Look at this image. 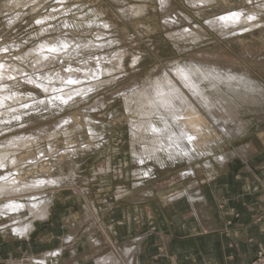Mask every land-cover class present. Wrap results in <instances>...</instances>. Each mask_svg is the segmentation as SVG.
<instances>
[{
	"label": "rangeland",
	"instance_id": "rangeland-1",
	"mask_svg": "<svg viewBox=\"0 0 264 264\" xmlns=\"http://www.w3.org/2000/svg\"><path fill=\"white\" fill-rule=\"evenodd\" d=\"M22 1L0 0V60L3 57L2 60L5 61L20 60L19 53L30 50L41 40L59 36L60 32L63 37H72L76 41L79 39L81 41L89 39L96 41L104 39L107 41L110 39L118 40L115 46L105 47V49L95 52L96 54L109 52L117 48L127 53L124 68L116 69L113 74L114 79H117L116 81L113 80L94 88V90L91 89L89 97L85 98L83 96V98L74 100L69 105H65L62 111H51L44 108L39 111H26L25 114L30 116L25 117L23 121L8 119L7 117L0 118L1 142L6 138L30 133L41 127L52 126L70 114L75 116V120L70 119L66 123L65 129H61L60 135L57 137L49 138L46 137V134L42 135L43 138L40 144L36 145L33 150V154H38L37 159H34V161L40 163L36 168L26 171L24 175V178L28 180L39 178L45 174V177L53 175L66 178L60 189L50 188V190L46 189V192H44V195L54 198L52 205L53 217L49 220H80L86 213V209L92 208V206L93 212L96 210L95 215L102 213V211L105 212L110 204L121 199V197L117 198L119 190L131 191V194L125 198H130L132 201H136L132 199L133 195L138 198L141 191L147 188L151 189L153 194L154 192L156 194L163 193L162 198L167 196L168 200H171L177 195L176 193L184 190L189 184L196 182L197 186L208 180L212 172L210 170L219 164L215 160L216 156L230 155L236 148L248 147L250 144H254L258 148L264 147V94H262L264 93V6H262L264 0H250V3L248 0H216L217 3L214 2L213 5L212 3H205V5L198 3L197 8L193 5L194 8L191 7V4L189 5L186 0H169L172 1L170 3L172 6L163 8V12L160 10L162 8L160 0H28L27 3L26 0L23 3ZM118 1L120 2L118 3ZM135 3L147 5V10L143 16L133 18L120 12V8ZM237 10L245 12L253 10L256 13V25L252 27L253 29L239 30V33L234 31L225 35L206 24L207 19L211 17ZM180 11L190 16L191 20L181 21L182 23L178 22L173 26L169 25V19L172 20ZM43 19L45 21H42ZM102 24L104 27H102ZM45 30L47 31L45 32ZM98 31L105 32L106 36H103V39H97L96 33ZM190 31L199 34L198 39L195 38L196 41L193 36L189 37L190 35L186 34ZM169 33L174 36L170 37ZM180 34H183V36ZM184 36L188 37L181 38ZM134 57H137L136 61H134ZM75 60L72 62L76 63L78 61L76 58ZM28 61L29 59L25 60V63L27 64ZM177 62L181 64L194 62L200 65H208L212 69L217 66L220 71L222 70V73L227 71L225 70L226 66H230L233 67V71L236 73L241 75L244 73V76H246L245 69L249 70L252 74L249 78L250 80L253 79L251 83L255 85V88L257 86L258 93L255 88L252 93L251 89L246 87L245 89L242 86L245 91L241 88L240 92L249 95L244 99L245 97H241L239 92L237 94L232 90L229 92L230 89L225 86L222 87L223 96L225 95L226 98H229V101L231 100L228 103L235 105V107L237 105L238 117H241L239 118L240 122L245 120L244 123H246L245 125L242 123V128L246 126V129L242 130L239 126L232 125L230 130L232 129L231 131L235 135L229 136L221 130L222 128L219 129L220 126L214 124L210 137L202 146L199 155L196 154L193 159L181 156L178 159H170L167 155H163L159 163L153 159H146L145 166H147H144V168L149 172L151 171L150 176L147 179H142V175L135 177L133 170L137 166L131 154V135L129 132L131 119L134 117L128 114L125 109L123 89L130 87L134 81L141 85L149 76L154 77L163 69L170 70ZM59 67L60 64L56 68ZM241 67L246 68L243 70L240 69ZM156 71L158 73L154 75ZM106 79H112V75L106 76ZM255 83L262 84L259 86ZM14 88L22 93H32L43 98L47 95L44 91L27 85L23 81L18 82ZM237 88L239 89V87ZM258 94H261V97ZM248 97H250L249 101L247 100ZM250 99L253 101H250ZM236 100L238 102L241 100V102L238 103ZM99 101L100 103H98ZM244 102L246 103L244 104ZM86 111L93 117L92 125L97 130L95 134L90 131L88 119L85 115ZM59 128H61V125ZM237 130H239V133H237ZM244 132L246 133L244 134ZM49 142L52 144L53 151H50ZM39 150H44L45 154H39ZM68 150H75L78 153L72 155V158L65 157L58 162L59 153L64 154ZM34 161L27 160V166L31 164L30 162L35 164ZM40 165L49 167L52 173H42ZM100 167L108 169L109 172L106 177L98 173ZM191 169L196 173L193 176L188 175L191 173ZM72 170L73 172H71ZM71 173L76 175L74 176L76 180ZM208 173L210 174L208 175ZM135 183H143V186L134 187ZM136 190L139 192L135 193ZM195 190L193 189L192 193ZM263 212L255 213L253 220L255 222L260 221ZM2 216L6 215L3 214ZM25 217L28 218L29 215ZM44 220H48V218ZM16 221L18 219H14L11 215L2 217V219L0 217V232L3 233L6 227L8 228ZM12 236L21 238V236L15 234ZM138 236L145 235L142 233ZM73 240H75V237L67 242L64 239L63 246L71 244ZM262 250L264 248L256 253L249 264H264V261H262L264 257H260ZM7 260L9 259L0 264H7Z\"/></svg>",
	"mask_w": 264,
	"mask_h": 264
},
{
	"label": "bare ground",
	"instance_id": "bare-ground-1",
	"mask_svg": "<svg viewBox=\"0 0 264 264\" xmlns=\"http://www.w3.org/2000/svg\"><path fill=\"white\" fill-rule=\"evenodd\" d=\"M21 1L22 0H19V2ZM27 1L28 0L25 2L27 3ZM119 2L120 1H118V3ZM186 2H188L189 5L191 4V7H196L198 3L204 5L205 3H212V5L214 2L217 3L216 0H186ZM248 2L250 3L251 1L248 0ZM170 3H172V1L160 0L162 7L160 10L172 6ZM119 10L125 16L138 18L145 14L147 5L135 3L125 8H120ZM255 17L256 13H254L253 10L247 12L243 10L229 11L207 19L206 24L215 31L226 35L234 31H238L239 33V30H248V28L254 27L256 25ZM170 20L171 19L168 21L169 25L173 26V24H177L181 21H189L191 20V17L185 12L180 11V13H177L176 16L173 17L171 21ZM42 21L45 20L43 19ZM102 27H104V25ZM46 31L47 30H45V32ZM60 33L59 36L55 38L41 40L30 50L19 53L20 60L5 61L2 60L4 57L0 60V118L7 117L8 119L23 121L25 117L30 116L25 114L26 111H39L43 108L51 111H62L65 105H69V103L74 102V100L83 98V96L85 98L89 97L88 95H90L89 91L91 89L94 90V88L105 83L117 80L114 79L113 74L116 69L124 68V61L127 55L126 51L120 48L112 50V48V51L109 52L103 51L104 53L99 54H96L95 52H99L101 49H105V47L115 46L118 40L110 39L107 41L104 39L102 41H96L89 39L86 41L84 40V42L80 39L76 41L72 37H63L61 35L62 33ZM186 34H189V37L193 36L194 40L199 37V34L193 31L187 32ZM168 35L170 37L174 36L172 33H169ZM180 35L183 36V34ZM96 36L97 39H101L103 36H106V33L98 31ZM188 36L181 38H186ZM75 58L78 59V61L73 63L72 61L75 60ZM27 59H29V61L26 64L25 60ZM136 60L137 57H134V61ZM59 64L60 67L56 68ZM245 68L241 67L240 69L244 70ZM225 70L227 71L222 73V70L220 71L217 66L212 69L208 65H200L194 62L188 64L177 62L170 70L163 69L159 73V70L156 71V73L154 72V75L158 74L154 77H152V75L149 76L143 84L140 85L138 82L134 81L130 87L128 86L126 89H123L125 109L128 114L134 117L131 119L129 132L131 135V154L133 155L132 157H134L137 166V168L133 170L135 177H140V175H142V179H147L148 176H150L149 173L151 171L149 172L144 168L146 159H153L159 163L161 162L163 155H167L170 159H178L179 156L193 159L196 154L199 155L202 146L210 137L213 128L212 126H214V124L220 126L219 129L222 128L221 130L229 136L235 135L232 133V129L230 130V126L237 125L236 127L239 126V128H242V123H244L245 120H241L242 122H240L239 118L241 117H238L239 114L236 109L237 105L235 107V105L228 103L229 98H226L225 95L223 96L224 93H222V87L225 86L230 89V91L228 90L229 92H231V90L236 94L239 92L241 97L244 96L245 98H243L246 99L249 95L245 92L241 93L240 89L246 87L252 91L255 88V85L251 83L253 79L250 80L249 78L252 74L246 69V76H244V73L242 72V75L240 73L238 74L233 71V67L230 66H226ZM110 75H112V79H106V76ZM20 81L44 91L47 95L43 98L32 93L25 94L20 92L14 88L18 82L20 83ZM237 87H239V89ZM256 88L255 91L257 90ZM261 90H263V88H261ZM259 95L261 97V94H258V96ZM233 98L235 99V97ZM249 98L250 97H248L247 100ZM251 100L252 99H250V101ZM100 101L98 103H100ZM239 102H241V100H239ZM245 103L246 102H244V104ZM85 115L87 116L91 133L95 134V131L97 130L92 125L93 117H91L87 111ZM74 118L75 116L70 114L52 126L46 128L41 127L33 132L24 133L12 138H6L0 142V214L6 215H0V217L2 219V217L11 215L14 219H18L15 223H10L11 225L8 228L6 227L7 230L4 229L5 231H3V233H8V235L10 234L11 236L15 234L21 236V238H27L30 236V233L34 231L36 222L44 221V219L49 217L53 197L44 195V192H46V189L50 190V188L60 189L62 187V182H64L66 178L55 177L53 175L51 177H45V173L52 172H50L49 167L44 165H40V171L45 175H42L39 178L34 177L35 179L32 180L24 178V175L26 171L36 168L38 163H40L39 161H34V159H37L38 154H33V150L36 145L40 144V141L43 138L42 135L46 134V137L49 138L57 137L60 135V130H64L65 125L67 126L66 123H68L70 119L75 120ZM211 123H213V125H211ZM245 124L246 123L243 125ZM60 125L61 128H59ZM245 127H243L242 130ZM237 131V133H239V130ZM245 133L246 132H244V134ZM50 143L51 142H49L51 148L52 144ZM245 148L246 146L244 148H237L233 153L244 155ZM50 151H53L52 148ZM40 153L45 154V151L39 150V154ZM76 153L78 152L75 150H68V152H65L64 154L59 153L57 160L59 162L60 160H63V158L71 157ZM30 159L36 163L33 164V162H30L32 165L29 164L27 166V160ZM226 159V154L215 157V160L219 163L226 161ZM215 167L210 170L212 172L211 174L208 173V175H214L212 173L217 171ZM71 172H73V170ZM108 172V169L105 167H100L98 169V173L104 177L108 175ZM195 174L194 170L191 169V173L188 175L193 176ZM74 176L76 175H73V178ZM142 184L143 183H135L134 187H139V185L142 187ZM195 187L196 182L191 183L184 190L179 191L177 195H173V198H170L171 200H176L186 196L191 202H195L197 199L192 193ZM126 192L127 191L125 190H119L117 198H125L127 195L129 196L131 194V191ZM153 195V191L147 188L141 191L138 198L135 195H133L132 198L137 201L138 199H142V197L148 198L153 197ZM92 208L86 209V213L79 220L80 225H84V222L88 221V219L96 220L94 217V212L96 210L93 212ZM15 215L19 217H16ZM26 215H29V217L26 218ZM87 230L89 235L87 241L90 249V252H87L88 254L90 253V256L94 259V264H138L137 257L141 252L140 245L144 236H136L134 239L132 238L133 240H129L124 244L122 243L121 246H119V244L115 250L113 248L111 249L109 244H107L109 246L108 248L105 239L103 241L100 238L101 236L99 237L97 234L96 230L98 229L96 221H91ZM98 231L100 232V230ZM73 237H75V234L70 233L67 234L64 239L67 242L68 240L73 239ZM73 242L74 240L71 243ZM73 244H75V242ZM65 248L66 247L64 246H60L59 248L42 252L40 254H32L24 258H12L7 261V264H58V259L62 256Z\"/></svg>",
	"mask_w": 264,
	"mask_h": 264
},
{
	"label": "crops",
	"instance_id": "crops-1",
	"mask_svg": "<svg viewBox=\"0 0 264 264\" xmlns=\"http://www.w3.org/2000/svg\"><path fill=\"white\" fill-rule=\"evenodd\" d=\"M248 147L244 155L226 154V161L218 162L216 173L194 188L195 202L186 196L170 201L155 192L137 201L121 198L97 217L94 212L97 234L116 250L143 233L138 264H249L264 248V214L253 220L264 210V147ZM51 217L52 208L48 220L36 222L27 238L0 232V263L63 246L64 236L72 233L75 244L64 246L58 264H94L86 228L95 221L80 225Z\"/></svg>",
	"mask_w": 264,
	"mask_h": 264
},
{
	"label": "built area",
	"instance_id": "built-area-1",
	"mask_svg": "<svg viewBox=\"0 0 264 264\" xmlns=\"http://www.w3.org/2000/svg\"><path fill=\"white\" fill-rule=\"evenodd\" d=\"M260 257H264V250H262V252H260ZM264 261V260H262Z\"/></svg>",
	"mask_w": 264,
	"mask_h": 264
}]
</instances>
